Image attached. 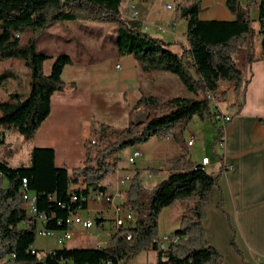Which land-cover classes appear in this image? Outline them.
Wrapping results in <instances>:
<instances>
[{
  "label": "trees",
  "instance_id": "1",
  "mask_svg": "<svg viewBox=\"0 0 264 264\" xmlns=\"http://www.w3.org/2000/svg\"><path fill=\"white\" fill-rule=\"evenodd\" d=\"M121 3L122 0H0V61L21 60L29 72L26 95L9 93L6 101L0 103V144L3 132L13 131L23 141L31 139L49 114L50 96L65 87L60 73L71 64L70 58L55 57L49 75L44 76L41 67L46 57L35 51L39 35L53 23L114 25L118 56H130L143 74H172L192 96L163 100L141 94L129 110L124 128L93 124L91 134L97 141L93 145L84 144V160L78 168L55 167L53 150L47 148H33L26 167H9L0 161V264H38L37 258L29 253L35 240L33 229L18 227L27 219L20 194L22 179L26 190L35 197L36 211L52 217L45 227L63 229L69 214L86 207L78 196L86 195L88 188H95L115 173L121 162L119 155L125 149L145 144L151 138L180 142L193 117L209 122L216 143L221 129L215 124L206 95L223 99L225 92L219 91V84H230L235 96L243 90L241 73L233 57L246 46V62L253 58L249 3L240 6L238 0H224L232 16L224 21L199 20V0L177 3L173 21L186 22L185 46H180L179 54L170 50V43L143 33L136 20L123 18L119 11ZM256 4L255 21L264 60V0H257ZM137 108L148 113L143 121L133 123L130 115ZM141 171L150 176L158 173L154 168L133 170L124 196V205L132 211L130 223L118 229L100 249H57L42 264H57L59 257L71 264L129 262L149 248L154 250L158 217L175 202L191 205L172 232L177 241L167 251L156 252L155 264H221V256L206 242L202 227L207 195L215 179L191 162L185 145L168 160L166 177L150 189L140 182ZM71 193L78 197L74 203L69 201ZM229 244L238 253L232 240Z\"/></svg>",
  "mask_w": 264,
  "mask_h": 264
},
{
  "label": "crops",
  "instance_id": "2",
  "mask_svg": "<svg viewBox=\"0 0 264 264\" xmlns=\"http://www.w3.org/2000/svg\"><path fill=\"white\" fill-rule=\"evenodd\" d=\"M125 1L122 0L119 11L126 19ZM152 1L137 3L134 20L140 23L143 33L170 43V48L175 47L178 51L176 54H179L180 46H185V20L176 23L173 21L174 8H165V4H169L168 0H158L156 9L151 6ZM247 2L248 0L239 2V5L244 6ZM199 8L198 19L201 21H224L232 18L224 6V0H199ZM163 10L171 13L161 18L158 12ZM253 13L250 24L254 33L253 58L247 63L245 56V64L238 68L243 90L235 96L230 84L218 85L219 91L225 92V97L219 104L216 103L217 110L221 113L229 111L232 116L223 129V145L220 147L214 143L215 132L207 120L201 122L193 117L199 123L197 130L204 129L209 135L205 148L203 146L201 150L196 149L193 143V147L187 150L194 164H198L202 157L208 159L205 172L207 173V168H211L210 176L215 179V185L207 195L202 227L206 242L221 256V264H264V60L259 49L256 10ZM111 31L114 34L116 29ZM79 35L92 45L99 59L88 55V46L80 41ZM98 36L97 26L84 22L53 23L39 35L35 51L46 57L41 67L44 76L49 75L52 61L57 56H68L71 64L61 70L60 79L65 87L61 92L50 96L49 114L33 137L23 141L13 131L3 132L1 157L6 153L14 164H18L14 167L28 166L29 153L33 148H47L53 150L55 167L67 170L78 168L84 160L83 146L93 124L124 128L128 122L129 110L141 94L163 100L179 97L177 94L181 92L182 86L169 73L141 74L130 56L120 57L117 50L113 49L107 51L106 45L98 40ZM111 41L113 42L112 38ZM242 49L246 50V46L239 50ZM236 59L235 54L234 62ZM150 77L152 80H148ZM28 80L29 72L21 60L0 61V103L6 101L9 93L25 96ZM147 113L146 109L137 108L132 111L130 120L133 123L143 121ZM11 144L13 147H9ZM157 170L156 176L141 171L140 182L145 188L150 189L166 177L167 173L159 175L163 168ZM119 173L120 171H116L112 174V180L107 177L100 184L114 185ZM101 207L102 205L93 206L88 203L81 215L92 217ZM165 211L168 210L161 211L158 224ZM180 212L181 210L165 214L168 221H177L164 233H159L158 239L172 234L177 228ZM103 228H111L110 222H104ZM86 236L76 230L68 244L84 248L86 244L92 246L101 243L104 246L107 242L102 234L95 236L91 233ZM92 237L94 239L91 241ZM230 240L238 253L230 246ZM155 261L156 252L149 248L126 264H155Z\"/></svg>",
  "mask_w": 264,
  "mask_h": 264
},
{
  "label": "built area",
  "instance_id": "3",
  "mask_svg": "<svg viewBox=\"0 0 264 264\" xmlns=\"http://www.w3.org/2000/svg\"><path fill=\"white\" fill-rule=\"evenodd\" d=\"M140 0H126L125 1V11L126 19L134 20L137 15V3ZM257 7V4H256ZM166 9H171L169 4H165ZM17 36V35H16ZM115 69H118L115 66ZM206 99L209 103V109L214 116L215 124L218 128L221 129V134L218 137L216 143L218 146L222 147L223 145V129L227 123L231 121V114L229 111L226 113H221L217 110L216 104L214 103V98L207 94ZM95 143L94 135L89 133L86 144L93 145ZM194 139L190 136L186 142V149L189 151L193 147ZM142 156V153L138 149H132L130 153L126 156L125 163L128 166H133L137 159ZM198 165L201 166L204 170L208 165V159L206 157L200 158ZM120 176H117L114 182V185H97L95 188H88L86 195L78 196L79 201L86 204H92L93 206L102 205L101 209L95 212L94 216H82L81 212L83 210L77 209L71 214H69L64 219V228L60 230L48 229L45 227V224L52 217L45 215L44 213L36 211L35 208V197L33 194H29L25 187V180H21V200H22V209L26 216V220L22 221L18 227L19 228H32L34 237H40L45 240H52L54 242V247H51L48 251H45L42 256L39 255L38 250L33 246L29 249V253L34 255L38 264H42L45 257L53 256L55 250L57 249H68L66 248L67 244L75 236L76 230L80 231L82 236L90 235L93 233L95 236L102 234L104 239L108 240L118 229L124 228L126 224L132 221V211L129 207L124 205V196L125 190L127 188L128 181L132 176L130 172L121 168ZM117 171V170H116ZM115 171V172H116ZM104 188L100 190V188ZM78 197L71 193L69 201L74 203ZM110 222L111 228L104 229L103 223ZM57 225H60V222L57 221ZM87 237V236H86ZM129 239V236L126 237ZM177 237L173 234L164 235L159 238L155 245V252H165L170 245L175 244ZM84 248L90 249H100L103 247L101 243H96L92 246L84 245ZM57 264H71L68 260H65L61 257L58 258ZM106 264H109L108 262ZM118 264H126L124 261H119Z\"/></svg>",
  "mask_w": 264,
  "mask_h": 264
},
{
  "label": "rangeland",
  "instance_id": "4",
  "mask_svg": "<svg viewBox=\"0 0 264 264\" xmlns=\"http://www.w3.org/2000/svg\"><path fill=\"white\" fill-rule=\"evenodd\" d=\"M247 0H238V2L244 3ZM170 6L172 7V9L174 8V6L177 3L182 2V0H168ZM249 5H250V17L251 19L254 17V11L256 10V3L257 0H248ZM155 9L158 8V0L152 1L151 3ZM245 6V5H244ZM171 12L169 11H160L158 12L159 17L164 18L166 15L168 16ZM252 14V15H251ZM62 24V23H59ZM86 24H91V23H86ZM97 26V33L99 34L98 36V40L101 42L103 41V43L106 45V50L107 51H111L112 49L114 51H116V41H117V37H116V31L113 32L111 31V29H116V27L114 25H99V24H94ZM100 29H102V31H99ZM96 32V31H95ZM107 33V35H105ZM148 35V34H147ZM25 36L24 38L21 39V42H24L26 40ZM80 41L82 40L87 46H88V55L99 59L98 57V53L97 51H94L92 45L90 46V44H88L86 42V40L80 38L82 36H78ZM111 38L113 40V42L111 41ZM93 48V49H92ZM170 50L174 53H178L177 49L174 48H170ZM237 59L235 61V64L238 68H241L242 65L245 64V56H246V50L242 49L239 50L236 53ZM143 74V73H141ZM170 74V73H169ZM170 76H172L173 78H175L172 74H170ZM148 80H152V78L150 77ZM175 81L177 84H180L179 81L175 78ZM183 95H190L188 94L183 87H181V92H178L177 96H183ZM222 101V99L219 100H215L214 99V103H220ZM220 105H218V107H220ZM144 109V108H143ZM144 115H140V117H143ZM198 121L196 119H192L187 127V129L183 132V136H182V141L180 142H176L172 139H163V140H157L155 138H151L147 143L145 144H141L138 146H134V147H130L125 149L121 154H120V158H121V162L120 165H118L117 167V171L121 172L124 169L120 170L121 168H125V170H127L128 172L133 173V170L135 169V167H142V169L145 168H154V169H162L161 174L159 175H166V166H167V162L171 157H174L176 155L179 154V150L180 147L185 145L186 142V138L188 136H192L194 139V148L196 149H203V146L205 148V141L206 138H208V131L206 132L204 129H199L197 130V125H198ZM106 125V124H105ZM211 129V128H209ZM203 131V132H202ZM200 132V135L198 134ZM95 142L97 141L96 137L94 136ZM9 147H13V144H11ZM132 149H138L141 151L142 156L136 160L135 164L133 166H128L125 162L126 156L130 153V151ZM1 152H0V161L4 160L6 161V163H8L9 166L14 167L15 165L18 164H14L13 160L9 159L8 155L6 153L3 154V157H1ZM192 158L194 159V156H192ZM24 164V163H21ZM208 175H210V171L211 168H207L206 169ZM114 174V173H113ZM121 173H119L118 176H120ZM144 176L146 177L147 174H144ZM110 180L113 179V176L110 175L108 176ZM150 176H148L149 179ZM147 179V180H148ZM146 180V183H147ZM30 194V193H29ZM191 205V202H175L171 207L167 208L168 211H165L166 213L172 214V213H177L179 210H181L179 217H181L183 214H185L186 209ZM184 209V210H182ZM164 213L161 216L160 222L158 224V235L159 233H164L166 231V229L172 227L174 225V223L177 221L176 219L173 221H168L167 218H165V214ZM179 219V218H178ZM94 238L92 237L91 241ZM73 245V246H72ZM54 242L52 240H45V239H41L40 237L35 238L34 240V248L38 250V253L40 256H42V254L45 251H48L51 247H54ZM81 247V246H80ZM66 248L68 249H75V248H79V246H75L74 244H67ZM138 257V256H137Z\"/></svg>",
  "mask_w": 264,
  "mask_h": 264
}]
</instances>
